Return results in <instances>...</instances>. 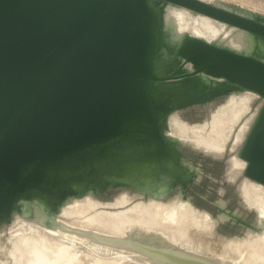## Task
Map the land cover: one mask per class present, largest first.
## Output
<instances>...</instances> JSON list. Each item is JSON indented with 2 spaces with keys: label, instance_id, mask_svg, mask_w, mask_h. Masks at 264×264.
Listing matches in <instances>:
<instances>
[{
  "label": "water",
  "instance_id": "obj_1",
  "mask_svg": "<svg viewBox=\"0 0 264 264\" xmlns=\"http://www.w3.org/2000/svg\"><path fill=\"white\" fill-rule=\"evenodd\" d=\"M168 2L264 41L263 14L204 0H0V225L21 198L138 192L161 173L183 195L198 173L165 135L170 115L230 90L262 98L236 155L264 185V50L188 33L170 43Z\"/></svg>",
  "mask_w": 264,
  "mask_h": 264
},
{
  "label": "rangeland",
  "instance_id": "obj_2",
  "mask_svg": "<svg viewBox=\"0 0 264 264\" xmlns=\"http://www.w3.org/2000/svg\"><path fill=\"white\" fill-rule=\"evenodd\" d=\"M209 1L264 15V0ZM165 31L170 43L186 34L173 37ZM246 34L252 43L246 52L260 49L253 46L254 36ZM233 92L170 115L166 133L180 137L179 149L198 173L183 195L178 189L160 195L119 188L94 194L96 203L83 212L78 209L90 207L88 202H75L73 210L68 202L63 208L70 210L56 216L76 240L41 224L29 227L19 212L11 211L9 222L0 225V264H31L21 251L29 236L40 246L44 236L69 245L71 255L62 264H264V185L242 175L245 161L236 155L262 98ZM181 160L183 169L191 168ZM236 214L252 224L235 222Z\"/></svg>",
  "mask_w": 264,
  "mask_h": 264
},
{
  "label": "bare ground",
  "instance_id": "obj_3",
  "mask_svg": "<svg viewBox=\"0 0 264 264\" xmlns=\"http://www.w3.org/2000/svg\"><path fill=\"white\" fill-rule=\"evenodd\" d=\"M211 2L209 0H204ZM214 3V2H211ZM218 4V3H215ZM220 5V4H218ZM222 6V5H220ZM226 7V6H224ZM163 11V27L165 30H169L171 36L176 37L179 34H182L184 31L190 35L199 36L207 41L216 43L218 45H223L226 47H230L237 51L245 52L249 51V47H251L252 43L249 45V38L246 34L248 31H245L240 28H235L231 25L224 24L218 20H215L206 15H202L199 13H195V16L191 14L190 11H187L186 8L174 5L172 3H165L162 5ZM230 10L236 11L238 13L250 16L245 14L239 10L232 9L230 7H226ZM253 17V16H250ZM250 33V32H249ZM251 35H253L251 33ZM254 38L251 40L253 42V46L256 48H260L264 50V41L261 38L253 35ZM204 78L207 76L204 75ZM235 94L241 95L244 91H249L251 93H255L251 90H233ZM230 94V93H229ZM232 94V92H231ZM254 94V95H255ZM218 115H222L227 118L225 113L218 112ZM236 115L234 114L230 118L233 119ZM219 119V118H218ZM229 120V117L227 118ZM220 124V120L216 121V126ZM168 131V130H167ZM214 132V131H213ZM185 133V132H184ZM165 135L171 141H175L176 138L172 137L169 132ZM180 138V137H179ZM178 138V139H179ZM202 142V141H201ZM200 143V142H199ZM202 144V143H201ZM180 167L185 165L184 162L179 158ZM182 168V167H181ZM182 176H185L188 173L187 169H182ZM170 178L167 174H159L157 177L152 178L150 181H143L136 186L140 189H143L145 192H153L155 194H167L168 192V183H166V179ZM86 192L83 196L73 198L70 194L65 195L52 203L46 202L43 197L40 195H33L27 198H21L17 201L16 205L12 209V212H19L23 221L30 227L32 225H43L45 228L51 230L52 232H57L61 236L66 237L68 240H76V235L69 234L67 232V227L61 222H59L56 214L63 213L70 209H76L78 206H74V203L78 204L88 202L90 207L84 208V205L81 206V209L78 211H86L91 208V206L96 203V199H94V194L97 193L91 189H85ZM90 191V192H89ZM181 194V193H179ZM182 195V194H181ZM71 202V204L67 205L66 203ZM67 205L70 209L63 208L64 205ZM86 206V205H85ZM68 215V213H67ZM73 217V216H72ZM58 228H61L60 231ZM32 239V240H31ZM34 237H28L25 240V248L22 247L21 251H23L24 255L22 257H29L32 261L31 264H62L68 257L71 255V247L65 243L56 241L52 238L44 236L43 244L40 246V242H35ZM41 247V253H40ZM264 260V259H263ZM76 264H84L79 261Z\"/></svg>",
  "mask_w": 264,
  "mask_h": 264
},
{
  "label": "flooded vegetation",
  "instance_id": "obj_4",
  "mask_svg": "<svg viewBox=\"0 0 264 264\" xmlns=\"http://www.w3.org/2000/svg\"><path fill=\"white\" fill-rule=\"evenodd\" d=\"M214 207L216 208V202L214 203ZM217 209V208H216Z\"/></svg>",
  "mask_w": 264,
  "mask_h": 264
}]
</instances>
